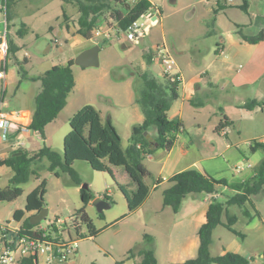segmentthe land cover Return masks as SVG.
I'll return each mask as SVG.
<instances>
[{
  "label": "rangeland",
  "instance_id": "1",
  "mask_svg": "<svg viewBox=\"0 0 264 264\" xmlns=\"http://www.w3.org/2000/svg\"><path fill=\"white\" fill-rule=\"evenodd\" d=\"M153 1L157 4L159 18L148 20L145 34L127 45L125 32L117 31L116 24L110 28L109 37L86 39L76 35L78 8L74 1L8 0L5 8L6 3L0 0V31L4 32L6 25L8 39L17 47L15 54L7 59L5 109L35 105L39 84L22 78L20 69L29 77L37 76L56 64H67L94 44L101 46L99 66H73L75 87L66 107L45 127V136L33 134L24 139L20 148L35 153L47 145L63 155L71 118L87 104L112 116L125 145L129 124L135 122L136 111L142 113L137 102L144 86L141 73L148 70L161 78L163 66L153 58V53L157 44L166 43L173 65L187 68L184 80L187 88L182 84L180 89L181 96L185 94L188 98V121L184 122L186 130L182 134L183 138H195V144L198 138L207 142L206 150L194 146V151L205 157L200 166L214 177L227 178L231 183L252 176L264 158V150H251L254 141L264 138V40L257 44L244 42L236 30L238 24L245 25L244 32L254 35L264 28V0ZM145 20L146 16L140 18V22ZM220 46L222 50L219 51ZM148 54L152 56L151 62ZM228 77L233 82L223 88L222 81ZM213 85L216 89H209ZM201 86L206 90H199ZM223 112L230 118L225 136L216 127L225 118ZM8 149L19 148L10 143L0 144V153ZM144 162L152 168L157 167L155 160L150 161L148 157ZM249 164L252 167H247ZM239 166L244 167L240 172L236 170ZM73 168L81 185L69 172L61 171L57 176L50 170L47 157L35 160L30 180L21 185L23 193L13 201L0 202V225L18 230L27 217L34 215L27 197L37 190L43 207L48 210L46 218L40 222L47 235L60 242H77V248L65 263L56 258L47 261L38 253L39 264H118V261L135 264L134 259L138 257L128 260L130 251L137 253L152 245L157 248L159 261L164 263L163 254L169 248L168 232L175 214L170 206H165L164 210L158 208L164 207L163 188L169 183L162 184L143 206L130 213L127 199L117 185L119 180H127L121 176L122 173L127 176L123 167L112 166L115 171L112 175L94 170L85 160H76ZM10 175L8 166L0 167L3 188L9 185ZM82 186L90 187L96 194L85 206L98 231L94 238L89 237L88 226L76 219V211L84 206ZM235 193L230 187H220L218 198L225 201ZM104 194L108 195V200L103 198ZM252 202L260 214L257 215L248 203L245 208L254 216L251 220L244 216L239 205L230 206V214L238 216L234 228L243 236L223 225L217 226L213 232L212 255L236 252L235 244H238L246 249L247 257L257 260L254 264H263L264 191L253 195ZM16 215L22 222L17 223ZM226 218L224 213L223 219ZM149 234L154 242L149 240L152 238L151 235L148 238ZM14 264L20 262L17 260Z\"/></svg>",
  "mask_w": 264,
  "mask_h": 264
},
{
  "label": "trees",
  "instance_id": "2",
  "mask_svg": "<svg viewBox=\"0 0 264 264\" xmlns=\"http://www.w3.org/2000/svg\"><path fill=\"white\" fill-rule=\"evenodd\" d=\"M74 1L78 8V33L86 39H92L95 31L101 24L111 28L116 24L117 31L125 32L128 26L135 20L140 19L146 12L154 8L150 0H64ZM8 6V0H4ZM246 3V1H245ZM1 6V5H0ZM247 8V4L244 5ZM245 25L238 24L236 33L243 41L256 44L264 40V28L258 34L244 32ZM16 45L9 40V52L15 54ZM149 62L152 56L147 55ZM74 59L67 64H56L43 74L29 77L27 72L20 69L22 78H30L33 81H41V90L35 98V108L29 127L45 136V127L54 121L60 112L66 107L68 97L75 87L73 73ZM144 86L137 102L144 114L141 123L132 128L129 145L124 148L122 137L111 118L104 119L100 110L92 104H87L79 109L71 118V130L64 140V154L60 155L50 146L45 145L35 153H30L25 148H19L10 156L0 159V166L10 167L14 175L7 187L0 186V202L13 201L23 193L22 184L30 180L33 172L32 163L35 160L47 157L50 161V170L57 176L61 171L69 172L73 180L81 185L73 164L76 160L87 161L94 170L107 171L114 175L112 166L123 167L129 177L126 184L117 183L120 191L125 195L129 212H134L147 200L151 193V185L147 179L151 173L144 160L158 149L170 150L175 145L176 134L184 127L180 119H172L168 111L173 103L180 98L179 85L181 81H171L162 74L161 78L154 76L148 70L141 73ZM0 80V98H4ZM225 117L219 126L227 125ZM264 150V139L254 141L251 150ZM22 152L21 154H16ZM169 181L171 186L163 191V204L170 206L174 212H178L183 199L189 194L217 193L220 187H230L236 193L227 200H219L215 197L206 212V221L199 229L200 245L198 255L182 262H168L165 264H253V258L232 251H225L220 255L211 254L214 229L223 225L238 236L242 233L234 228L238 216L230 214V206L239 205L243 214L249 220L254 216L245 206L249 203L254 207L256 214L259 211L252 202V196L264 191V158L255 168L254 174L243 180L231 183L227 178H216L205 170L187 168L175 173ZM81 198L84 206L76 211V219L85 223L90 231L89 237L94 238L98 231L85 206L96 198V194L90 187L82 186ZM103 198L108 200V195ZM28 207L31 211H38L43 207L38 191L31 192L27 197ZM227 214L226 220L223 219ZM20 221L18 215L15 216ZM77 220H74L76 228H79ZM40 223L33 224L27 217L18 230H13L9 225H0V241H17L22 237L42 238L43 231L39 229ZM16 233V235H15ZM148 238L151 237L147 235ZM48 239H51L47 235ZM53 240V239H51ZM140 259L136 264H160L153 248H143L137 253L130 251V258L137 255ZM264 264V252H263ZM20 264H39L38 254L31 253L19 257ZM123 264V261H118ZM92 264H97L93 262Z\"/></svg>",
  "mask_w": 264,
  "mask_h": 264
},
{
  "label": "crops",
  "instance_id": "3",
  "mask_svg": "<svg viewBox=\"0 0 264 264\" xmlns=\"http://www.w3.org/2000/svg\"><path fill=\"white\" fill-rule=\"evenodd\" d=\"M150 1L155 5L153 10L150 11V13L152 14V19L154 21H156L159 18V13H158L157 6H156L157 4H155V2L153 0H150ZM77 12H78V9H77ZM105 26L106 25L103 23L99 27H102L104 29ZM78 28H79V26L77 23V29H76L77 31H78ZM76 35L83 37L78 32ZM127 45H128V42H127ZM220 47L221 48H219V51L222 50V46H220ZM176 67L178 68V70L181 73L182 78H183V80L181 81V83L179 85V92H180L182 84H184V86H185L184 88H187L188 83L187 82L185 83V81H184L185 75L187 73V68H184V66H181L179 64H177ZM244 73H246V70ZM162 74H163V71H162ZM215 76L216 75H214V77ZM195 77L196 76H194L193 79ZM34 82L36 84H39L38 85V87H39L38 93H39L41 90V81L36 80ZM232 82L233 81L231 80V78L228 77V78L223 79L221 85L223 86V88H227V87H229V85H231ZM209 89L215 90L216 87H215V85H213ZM199 90H201V91L206 90V88L201 86L199 88ZM37 94L35 95V98H36ZM187 99L188 98L185 94H183V96H181V93H180V98H178L173 103L172 107L168 111V115L170 118L180 119L183 121V124H184V127L182 128V130L176 134L175 145L170 150L158 149L153 154H150L148 156V159L150 161L155 160V162L157 163L156 168H152L150 165L145 163V165L147 166V168L149 169V171L151 173V176L147 179V183L150 184L151 188H152L151 193H150L149 197L147 198V200H149L151 198V196H153L154 192H156L158 190V188L162 184H164L165 182H168L169 185L165 186L163 188V191L166 188H168L169 186H171L172 183L169 181V179L175 173H177L179 171L185 170L187 168H198L199 170H205L208 172V170L206 168H204V166H203V168H202V166H200V164L204 161L205 157L203 155H198L194 151L195 145L200 146V148L202 150H206L207 149V142L204 140V138H198L196 140L197 142L195 144L194 143L195 138L194 139L191 137L186 138L185 136H184L185 138H183L182 131L186 130V125L184 122L188 121L187 120L188 105L186 103ZM5 106H7V102L3 106V111L8 112L11 116L15 117L16 119H18L22 122L28 123V124L31 122L32 116L34 113L35 105L32 108L18 107V108L13 109V110L5 109ZM223 111H225V110L223 109ZM100 112H101V115L104 119H108V118L112 119V116L108 117L109 114L107 113V111H105V114L103 113L102 110H100ZM225 112H223V115H224V117L228 118V116ZM136 116H137V118H136L135 122L132 121L129 124L130 132H128V134H126L127 135L126 136L127 137V143L124 145L123 141H122L124 148H126L129 145V138L131 136V133H132L131 131H132L133 126L141 123L144 119L143 112L139 113V111H136ZM195 119L197 120V117H195ZM223 120L224 119H222L221 121H219L216 124L217 131H218L220 123ZM229 120H230V118H228V121ZM112 121L115 124L113 119H112ZM115 126H116V124H115ZM200 127H201V125H200ZM229 127H230V124H228V128ZM116 128H117V126H116ZM37 134H39V133H37ZM263 139H261V140H263ZM0 144H4V142H0ZM13 151H15V150L8 149V151L0 153V159H3V158L10 156ZM0 167H3V166H0ZM113 171H114V169H113ZM114 173H115V171H114ZM154 174L156 176H154ZM13 175H14V172L11 169V175L9 176V179H11V177ZM121 176L127 180H126V182H121L119 180L118 181L119 183L126 184L129 182L128 175L126 176L122 173ZM152 176H153V178H152ZM150 180H151V183H150ZM0 186H1V184H0ZM218 196H219V192L212 193V194L203 192V193H197L195 195L189 194L183 199L179 211L178 212L173 211L175 215L172 216V222L170 224V230L168 232L169 248L163 254V257L165 258L166 261L164 263H161L159 261L160 264H165L168 262H182V261H185L189 258L196 257L198 255V250H199V245H200L199 229H200L201 225L206 221V212H207V209H208L210 203L214 200L215 197H218ZM146 201L142 204V206L146 203ZM164 208H165V206L163 207V209H162V207L158 208V210H164ZM33 213H36V211L31 212V214H33ZM20 222H22V220L18 221L17 223H20ZM40 227H42V226L40 225ZM215 230L216 229H214V232H215ZM149 235H151V234H149ZM149 240H151V242L155 241L153 236H152V238H149ZM235 246L237 247V250H234V251L246 256V249L244 247H242L238 244H235ZM150 248H153L155 250L156 254H158L157 248L155 245H152V247H150ZM262 256H263V254L261 255V257ZM137 257H138L137 260L134 259L135 264H136V261H138L140 259L139 255H137ZM247 258H249V257H247ZM130 259L133 260V258H129L128 260H130ZM17 260L19 261V259H17ZM158 260H159V258H158ZM255 262H257L256 259L253 260V264Z\"/></svg>",
  "mask_w": 264,
  "mask_h": 264
},
{
  "label": "built area",
  "instance_id": "4",
  "mask_svg": "<svg viewBox=\"0 0 264 264\" xmlns=\"http://www.w3.org/2000/svg\"><path fill=\"white\" fill-rule=\"evenodd\" d=\"M127 1L133 2L135 0ZM4 7L6 8V4ZM150 11L143 15L147 17V20L140 22V19H138L128 26L125 31L128 41H135L145 34L146 24L148 23V20L152 18ZM110 30V28L103 29L102 27H98L95 31V36L109 37ZM8 52V29L5 25L4 32L0 31V80L2 81L3 92L6 91L7 86L6 76ZM153 58L159 60L163 66V74L169 77L171 81L183 80L178 68L173 65L172 55L166 43L156 45ZM5 104L6 101L4 98H0V142L10 143L14 147L20 148L24 145V139L33 134H37L38 132L30 128L28 123L22 122L11 116L8 112L3 111V106ZM228 131L229 128L227 125H222L218 128V132L223 136L227 135ZM247 167H252V165L249 164ZM243 169V166L236 167V170L239 172ZM39 229L43 231L42 238L22 237L17 241H3V243L0 244V264H14L19 257L31 253H42L47 261L56 258L59 262L65 263V261L69 259V254L77 248V242L74 240L60 242L59 240L48 239L45 229L43 227H39Z\"/></svg>",
  "mask_w": 264,
  "mask_h": 264
},
{
  "label": "water",
  "instance_id": "5",
  "mask_svg": "<svg viewBox=\"0 0 264 264\" xmlns=\"http://www.w3.org/2000/svg\"><path fill=\"white\" fill-rule=\"evenodd\" d=\"M128 45H131L130 41H128ZM100 51H101V46L99 44H94L93 46L84 49L74 58L75 65H79L82 67L99 66ZM21 153L22 152H18L16 154H21ZM47 212L48 210L45 207H42L40 210L36 211V213L30 217L31 223L33 224L40 223L43 219L46 218Z\"/></svg>",
  "mask_w": 264,
  "mask_h": 264
}]
</instances>
